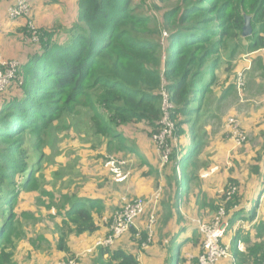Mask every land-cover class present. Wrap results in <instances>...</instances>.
<instances>
[{
	"label": "trees",
	"instance_id": "16d2710c",
	"mask_svg": "<svg viewBox=\"0 0 264 264\" xmlns=\"http://www.w3.org/2000/svg\"><path fill=\"white\" fill-rule=\"evenodd\" d=\"M146 1L78 0L75 23L69 28L38 30L36 53L20 66L17 78L0 93V264H18L14 251L23 241L38 253L53 249L42 248L45 239L32 234L35 226L29 224L33 215L18 212L17 208L23 193L40 192L51 175L50 153L46 149L59 134L69 137L73 132L84 133L96 143L91 149L103 145L106 150L98 158L111 156L109 163L116 162L119 167L127 166L129 159H133L138 168L147 167L154 172L137 145L119 133V128L149 126L160 162L164 163L163 154L169 143L174 148V142L168 143L165 138L160 145L154 136L162 133L167 118L178 137L181 158L177 160L173 152L171 163L166 162L162 172L165 188L172 194L168 204L172 203L177 214L184 204L185 189L199 180V171L206 166L210 148L208 127L219 117L217 104L233 92L242 97L246 90L245 95L252 96L255 89L252 73L245 78V71H241L245 83L241 91L238 89L241 72L229 87H225L226 81L218 73L223 67L221 54L230 61L240 47L249 54L264 48V0H154L155 9L161 10L162 30L152 27L150 15L141 13L149 7ZM34 4L35 0L33 14ZM246 16L251 17L253 28L249 38L242 37ZM162 31L169 35L165 45L159 39ZM259 65L264 70V63ZM262 94L264 90L259 91L258 98ZM241 129L245 131L242 126ZM182 138L189 143L185 147ZM259 138L261 142L252 144L255 156L248 172L250 183H259V195L251 200L253 195H247L246 184L231 178L218 194L217 204H222L230 187L237 188L225 204V221L230 226L227 234L238 222L252 223L258 218L249 230L240 229L232 254L234 264L264 263V130ZM247 144L248 138L237 148L239 156L246 154ZM236 165L241 166L235 161L232 172ZM180 166H183L182 181L177 178ZM43 195L52 196L45 192ZM162 195L154 223H158L159 213L165 207ZM126 202L106 218L104 199L75 194L64 197L59 207L64 220L57 229L55 249L69 257L60 263L75 260L81 264L73 255L71 238L99 233L100 221L109 227ZM247 204L250 207L245 208ZM216 211L217 207L212 218ZM150 213L148 208L137 222L145 215L150 217ZM169 216L172 218L170 213ZM154 223L151 225L149 221V229L146 227L142 232L134 227L128 234L138 235L140 244H147L154 238L151 230ZM195 233H199L197 228ZM173 240L170 239L172 243ZM238 240L248 246L246 252L240 250ZM200 241L202 248L203 240ZM97 252L99 259L109 258L108 263L101 264H138L133 254L115 245L97 247Z\"/></svg>",
	"mask_w": 264,
	"mask_h": 264
},
{
	"label": "crops",
	"instance_id": "0c3cea01",
	"mask_svg": "<svg viewBox=\"0 0 264 264\" xmlns=\"http://www.w3.org/2000/svg\"><path fill=\"white\" fill-rule=\"evenodd\" d=\"M13 3L14 0H1L0 20L2 22V29L0 32V56L4 61L19 62L22 65L32 54L36 53L39 42L33 40L32 33L26 27L28 22L26 18L15 21L8 18L7 10ZM77 10L78 0H35L33 22L37 33L39 34L38 30H50L59 26L69 28L76 21ZM252 57L254 55L250 59H244L246 67L242 71H245L247 77L251 75V70L255 71L254 68L258 63H264V58L258 61ZM257 84L259 86L255 87L252 99L246 101H251V104L254 105H252V108L254 107L255 110L259 108L257 106L264 105V94L261 95L262 98H258L260 97L259 91L263 89L258 78ZM262 109L263 111H260V115L264 113V108ZM150 129L145 124H137L135 128L130 126L124 133L131 144L137 145L138 150L149 161L154 172H151L147 167L144 169L138 168L137 161L129 159L127 166L115 168L117 172L116 176L110 169L107 170V167L102 164L100 158L95 156L97 154L78 150L76 155L81 157V171H78L80 173L79 179L83 181L84 177H87L92 187L90 190H86L85 187L87 186L85 182H82L79 186L73 188L71 193H76L81 198L104 199L106 202L107 211L105 214L107 218L124 201L138 197L149 199L157 191H161V195L164 193L163 203L165 207L159 213L155 237L153 235L154 238H151L147 244H140L137 238L138 235L136 237L133 234H127L117 240L115 247L133 254L138 264H198L201 253V241L199 234L195 233V219H190L193 216L200 215L205 216L208 221L212 220L214 210L217 207L218 194L221 193V190L230 178L233 181L242 182L248 186L246 193L248 196L253 195L251 200L259 195L258 185L255 186V182L250 183L248 176L250 165L253 164L252 157L255 156V150L250 146L251 149L247 148L246 154L239 156L236 153L237 149L234 148L233 142L230 139L232 149L227 155L224 174H220L211 164L202 168L198 174L199 180L189 186V191L185 192L183 197L184 204L180 206L176 214L172 203L168 204L172 194L165 188V176L162 174L163 166L159 164L160 158L158 159L159 154L157 149L154 151L151 145ZM211 146L210 142V148L206 153L207 155L205 154V162L209 160V157L213 153ZM235 161L241 164V166L236 165L232 172ZM110 183H113L111 187ZM157 206L159 208V202L155 206V212ZM244 207L248 208L250 205L247 204ZM149 211H153V205L150 206ZM169 213L172 215V218H170ZM55 214L56 210L54 212L51 211L48 216L51 218ZM178 216L181 218H178ZM257 219L252 223L240 221L230 233H226L223 244L229 247L231 252L233 250L231 254L234 253V249L237 246V237L239 231H241L240 229L249 230ZM55 222H61V219H55ZM100 224L101 230L99 233L87 234L79 238L73 236L70 240L69 244L74 252L73 255L81 264L108 263V256H105L101 260L97 252L96 241L99 237H107L110 233L105 221H100ZM135 228L138 232H142L145 228V223H141L140 220L136 223ZM171 238H174L173 243L170 241ZM44 239L47 240L53 249L47 253L41 252L42 254L35 252L34 254L36 255L31 259V261L35 262L33 264H59L69 257V255L59 253L55 249L58 236L53 232V228L45 232ZM239 244L240 241L238 240V246ZM247 248L248 246L244 245V242H241L240 250L246 252ZM233 257L234 255H232V258L224 259L217 264H234L235 258ZM15 259L18 262L17 254Z\"/></svg>",
	"mask_w": 264,
	"mask_h": 264
},
{
	"label": "rangeland",
	"instance_id": "374dc122",
	"mask_svg": "<svg viewBox=\"0 0 264 264\" xmlns=\"http://www.w3.org/2000/svg\"><path fill=\"white\" fill-rule=\"evenodd\" d=\"M140 1L141 0H136L137 3ZM146 3L149 5V7H147V9L144 8L141 11V13H143L144 15L151 16L152 23L154 24V26L152 27L156 29L157 27H159L160 29L163 28L161 24L162 19H160L161 10L158 11L155 9V5L157 4V2H155L154 0H147ZM165 6L169 7V5H165ZM168 36L169 35L167 33H163L162 31L161 37H159L160 43L162 45H165L167 43L166 37ZM246 45L247 43H244V46ZM260 50L256 51L255 53L249 54L246 52L245 49H242L240 47L235 57L232 58L230 61L224 53L221 54L222 61H223V67L222 68L220 67L218 75L220 79L222 78L223 81H226L225 87H229L230 84H232L231 82H235L238 73H240L244 69V67H246V64L244 62L245 58L250 59V57L254 55V57L252 58H255V60L259 61L260 59L261 60L263 59L261 53H258ZM259 64L260 63H258L257 66L254 68L255 71H252V70L250 71L252 73L251 82L254 85V87L257 88L259 86V84H257V78H258V80L262 84L261 86H263L262 87L263 89L261 90H264V82H263L264 70ZM245 93H246V90L243 91L242 97H241L238 95V93L233 92V94L229 95L228 99L218 103L217 106H219L220 109L217 115L219 117L218 119L213 120L210 126L208 127L209 140L212 144L211 147L213 148V153L209 157V160H206L205 167L211 164L222 175L225 172V167L227 164V155L228 153H230L232 149V143L230 141V139L232 140V138L230 135V130H228L229 120L231 119L237 120L238 124L242 126V128L245 130L244 132L248 138V141L250 142V144H247L246 146L249 150L251 149L252 144L261 142L259 138V134L262 130H264V113L260 115V111L261 112L263 111L262 108H264V105L257 106L260 109L258 108L255 110L254 107L252 108L253 104H251V101L246 102L247 100H251L252 96L247 97ZM129 127L130 126H124V127L119 128V133H121L122 135H125L124 132ZM150 131H151L150 139L152 141V129H150ZM173 131L174 129L172 130V133L170 137L168 138V143L170 141L174 142L173 144L174 148L172 147L171 143H169L168 164L170 162V157L173 152L177 160L178 158H181L180 156L181 153L179 151L178 137L175 134V132L173 133ZM181 144L183 147H185L189 143L186 142V138H182ZM92 145H96L93 137L91 136L85 137L84 133L82 135H78L75 132H73L69 135V137H68V134H64V135L59 134L58 139L53 141L52 146L46 149V153L48 154L50 153L49 158L51 159V164H49V168L51 170V175H49L48 178L45 179L44 187L41 189L40 192L35 191L32 193H23L21 195V200L17 208L18 212H25L26 215H31V214L33 215L34 220H32L29 224H31L32 226H35L34 229H32V234H34L36 237L42 236L43 238H45V232L51 230L52 228H53V232L57 236H59V232L57 229L58 227L62 226V223L64 220V212L60 211L59 207H61L62 204L64 203V197H70V196H73V194L77 195L76 193H71V190L79 186V184L82 182H85V185L87 186L85 187L86 190L91 189L92 186H91V183L88 182L87 177H84L83 181L79 179L80 173L78 171H81V168H80L81 157L76 155V152L78 150L89 151L90 153L97 154L95 155L97 157L99 155V152H100V155H104L106 153V150L104 149L103 145H98L99 146L98 149H91ZM151 145L153 146L154 148L153 150L155 151L156 146L153 143V141ZM224 155H226V157H224ZM111 159H112L111 156L103 160L100 157V161L102 162L104 166L107 167V170L110 169L111 172L115 173V175L117 176V172L115 168L119 166L116 162H113V165L111 164V162L109 163ZM158 159H159V156H158ZM76 160H78L77 163H76ZM115 160L118 161L119 159H115ZM159 164L164 166V164L166 163H161L159 160ZM68 166H71L69 170L67 169ZM177 166L178 165H176V167ZM179 168L181 170L180 169L179 171L177 170V178L178 180L182 181L183 180V175H182L183 166H180ZM112 184L113 183L109 184L110 187L112 186ZM256 185H259V183H256L255 186ZM246 188H248L247 185H246ZM42 191L45 192L46 194H51L52 196L43 195ZM188 191L189 189H185V192H188ZM163 196H164V193L162 195V198ZM118 209H120V207ZM49 210L53 212L56 210V214L51 218H49L48 216V214L51 213V211ZM159 210H160V205H159ZM150 217H151V213H150ZM150 217L148 215L147 216L145 215L140 219L141 223L142 222L145 223V228L148 227V229H149L148 222L151 221ZM154 217L156 218L155 214H154ZM55 219H61V222L56 223ZM193 219L209 222L205 216H200V215L193 216L190 220H193ZM156 227H157V223H154L151 229L152 231H154V237L157 231ZM194 227L196 228V225H194ZM27 232H29V230H27ZM198 234L200 236V239L203 240L201 234L200 233ZM26 246H27V241H23L17 245V248L14 251V254L18 255V264L35 263L31 261V259L32 257L36 255L34 253L38 252V250H35L31 244L30 245L28 244L27 248ZM49 246H50L49 243L45 239V241L43 242L42 248L44 250H47Z\"/></svg>",
	"mask_w": 264,
	"mask_h": 264
},
{
	"label": "built area",
	"instance_id": "2783aa9c",
	"mask_svg": "<svg viewBox=\"0 0 264 264\" xmlns=\"http://www.w3.org/2000/svg\"><path fill=\"white\" fill-rule=\"evenodd\" d=\"M33 0H14V3L7 10V16L10 20H18L26 18L28 20L26 27L32 33L34 41L39 42V34L37 33L36 26L33 22ZM0 9H1V0H0ZM2 29V22L0 20V32ZM258 53H261L264 58V48L261 49ZM21 64L19 62H7L2 59L0 56V93L4 92L7 86L17 78V71L19 70ZM244 72H241L238 76V89H241L244 86ZM165 99L167 95L163 93ZM165 104L168 106L167 101ZM165 128L162 130L160 135H155L154 140L159 141L160 145L165 138H169L173 127L170 124L167 118L164 119ZM228 128L230 130V135L233 141L234 148H239L243 142L246 141V134L241 129V126L238 124L237 120H229ZM168 152L166 150L163 154V162H168ZM121 164H124L121 163ZM237 188L232 185L227 192V199L222 204H217V211L211 221L205 222L202 220H194L196 228L199 230L203 238L202 242V252L199 256V264H217L219 261L224 259L232 258L231 251L229 247L223 244V240L226 236V231L229 224L226 220V211L225 204L229 202L232 196L235 194ZM161 191H158L154 194L150 200H145L144 198H138L133 202L127 201L125 206L118 211L113 220L110 222L109 226V235L104 238H99L96 241L97 247L109 248L113 247L118 239L122 238L129 231L136 227L137 219L153 205V211L151 212V225L155 221V209L156 204L159 202ZM60 264H78L75 260H70L68 262ZM264 264V263H263Z\"/></svg>",
	"mask_w": 264,
	"mask_h": 264
},
{
	"label": "water",
	"instance_id": "95a60500",
	"mask_svg": "<svg viewBox=\"0 0 264 264\" xmlns=\"http://www.w3.org/2000/svg\"><path fill=\"white\" fill-rule=\"evenodd\" d=\"M253 34V28L251 24V17L246 16L244 21V27L242 30V37L243 38H249Z\"/></svg>",
	"mask_w": 264,
	"mask_h": 264
}]
</instances>
